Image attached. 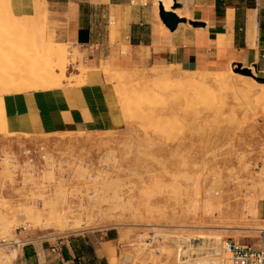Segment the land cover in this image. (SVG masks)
<instances>
[{
    "label": "rangeland",
    "instance_id": "374dc122",
    "mask_svg": "<svg viewBox=\"0 0 264 264\" xmlns=\"http://www.w3.org/2000/svg\"><path fill=\"white\" fill-rule=\"evenodd\" d=\"M26 1L10 0V10L7 11L5 4L2 8L8 14L0 13V68L8 71L11 63L18 64L20 68L25 65L32 67L34 63L40 66L45 56L41 51L45 52L47 48L42 43L43 38L46 43L50 41L57 45L48 33L42 1L33 0L36 9L32 13V9H29L31 5ZM11 13L17 19H26L19 20V33L11 34L12 28L5 24V21L9 23L12 20ZM32 15L35 16L34 22L30 21ZM60 46V49L63 47L67 52V75L69 68L83 60L84 55L70 46ZM12 47L17 51L10 49ZM31 58L33 60L29 61ZM35 68L33 70L36 75L32 74V78H39L41 67L40 71L38 67ZM170 68L122 71L112 69L107 64L102 66L116 94L124 120L129 117V122L125 121L121 131L38 137L0 136V242L16 241L21 232L23 235L40 233L55 236L75 235L85 231L113 233L119 242L118 256L123 264H232L230 255L222 250L226 240L255 247L261 245L257 230L264 228V105L256 102L255 98L261 96L258 99H264V93L260 86L253 88L254 83L263 85L255 78L264 79V74L258 73L253 67L238 66L230 74L186 73L180 70L179 74L170 79H159L153 75L154 70L166 71ZM79 70L83 74L87 69L81 66ZM136 70H144L146 73L140 75ZM55 73L58 77L61 74L59 70ZM3 76L5 74L2 73L0 95L24 90L22 85L30 74L20 80L14 77L16 83ZM203 76L208 79V83L203 86L193 87L191 82L190 85L187 82L186 85L182 84L181 79L184 77L193 79ZM215 77H223L225 84H213ZM29 79L31 82V76ZM66 79L57 84L49 82L48 86L61 88ZM152 80L158 83L154 84ZM159 80H162L160 88L155 87L160 85ZM178 84L181 86L178 87ZM169 86L173 89L170 90ZM196 86L202 87V90H197ZM199 91L200 95L197 93ZM121 92L128 100L134 99L131 96L136 98L134 103L129 102L130 109L127 111L120 106L118 93ZM151 92L157 94H147L144 102L146 93ZM172 92L179 94L175 97ZM143 93V97L139 96ZM163 95L166 97L163 98ZM170 95L174 98L170 99ZM141 98L138 104L136 101ZM152 99L158 102L165 100L162 104L158 103L162 107L158 104L156 107ZM140 103L142 107H139ZM136 106L140 114L133 116V109L134 113L138 112ZM151 109H154L153 112ZM152 114L155 115L154 120L150 119ZM145 118L147 121L152 120L153 125L150 122V127L156 124V128L144 130L145 125L149 124ZM157 118L161 119H158L162 123L161 127L156 123ZM170 131L176 133L173 136V139L177 136L175 142H172L173 134ZM40 145L47 147L51 158L41 172L33 174L23 169L22 152L26 148ZM178 147L181 151L177 150ZM140 153L143 156L147 153V156L143 158ZM148 154L153 156V159L149 156L152 160ZM155 159L161 161L156 162ZM33 216H39V224L30 218ZM60 221L67 222L64 230L58 225ZM201 234L216 236L211 240H199L197 237ZM4 255H7L6 252L0 251V257ZM9 255L15 259L16 252Z\"/></svg>",
    "mask_w": 264,
    "mask_h": 264
},
{
    "label": "crops",
    "instance_id": "0c3cea01",
    "mask_svg": "<svg viewBox=\"0 0 264 264\" xmlns=\"http://www.w3.org/2000/svg\"><path fill=\"white\" fill-rule=\"evenodd\" d=\"M32 1H26L31 13ZM41 1L55 43L84 59L69 68L61 88L0 95V136L121 131L125 120L102 70L106 64L190 73L243 66L264 74V0H172V7L171 0L165 6L160 0ZM161 5L182 20L175 30L163 23ZM18 237L29 243L9 252H16L15 264H123L113 233Z\"/></svg>",
    "mask_w": 264,
    "mask_h": 264
},
{
    "label": "bare ground",
    "instance_id": "6f19581e",
    "mask_svg": "<svg viewBox=\"0 0 264 264\" xmlns=\"http://www.w3.org/2000/svg\"><path fill=\"white\" fill-rule=\"evenodd\" d=\"M2 1V2H1ZM0 1V13H1V15H2V13L3 14H8V12H4V9H2L4 6H3V4H5V7L7 8V11H9L10 10V0L8 1L7 0V4L5 3V0H1ZM47 1V0H46ZM45 1V2H46ZM166 1L167 0H160V2H162L163 3V5L165 6L166 5ZM46 4V3H45ZM170 6L172 7V0L170 1ZM34 8H36V4H35V6H34ZM43 9V8H42ZM43 11V10H42ZM179 13V12H178ZM35 15V14H34ZM34 15H32V17L30 18V19H32V20H30V21H33V18L35 17ZM47 15V14H46ZM10 16H12L11 17V21H8L9 23H7L6 21H5V24H7V25H9L10 26V28H12V30H10V32H11V34H12V32H14V33H19L21 30H20V21L19 20H21V21H23V20H26V19H17V18H15V16L11 13L10 14ZM29 21V22H30ZM18 22V25L16 24ZM34 22V21H33ZM3 23V22H2ZM1 26V25H0ZM5 27V26H4ZM2 28V26L0 27V29ZM2 30V29H1ZM33 31V30H32ZM2 32H4V31H2ZM13 33V34H14ZM25 33H27V31L25 32ZM1 34V33H0ZM22 34H23V32H22ZM31 34V33H30ZM10 35V34H9ZM27 35H28V33H27ZM7 36V35H6ZM12 36V35H11ZM14 36H16L15 34H14ZM13 36V37H14ZM25 36V35H24ZM3 37V36H2ZM26 37V36H25ZM20 38V37H19ZM12 39V38H11ZM11 41V40H10ZM22 41V40H21ZM3 42V41H2ZM17 42V41H16ZM20 42V41H19ZM42 43H44L45 45H46V49H45V52L44 51H41V52H43V53H45V56L43 55V59H41V57H37L38 59H41V62H40V66H36L37 64L36 63H34L33 65H32V67H38V70H39V67H41V73H40V77L38 78H32V77H34V75L32 76V74H35V71L33 70L34 68H32V67H29V66H26L25 65V67L24 68H20L19 66H18V64H16L15 65V63L13 64V63H11L12 65H10L11 66V68L9 67V71H8V69H5V68H0V77L2 76V73L3 74H5V76H3V78L5 77V78H9L10 80H14V77H19L18 79L20 80L21 79V77H24L25 75H27V74H30V76H31V79H32V81L30 82L29 80V78H30V76H26V82H25V84H24V86L22 85V87L24 88V90H20V92H18V93H22V92H31V91H45V90H52L53 88L52 87H49L48 86V83L49 82H51V83H53V84H57L58 82H61L62 83V80H65L66 79V71H65V64H66V60H67V52L65 51V49H63V47L60 49V45H56L55 46V44L53 43V42H50V41H48V43H46V41H45V38H43V42ZM6 44V43H5ZM23 46V45H22ZM33 46V45H32ZM57 46L59 47V48H57ZM34 47V46H33ZM41 48V47H40ZM45 48V47H44ZM1 49V48H0ZM5 49V48H4ZM10 49H12L13 51L14 50H16L15 48L13 49V47L12 48H10ZM12 50H10V52L12 51ZM39 50V49H38ZM41 50H43V48H41ZM17 51V50H16ZM7 52H8V50H7ZM36 53H39L38 51L36 52ZM5 54V53H4ZM12 54V53H11ZM3 55V54H2ZM35 55V54H34ZM33 55V56H34ZM7 56V55H6ZM38 56V55H37ZM41 56V55H40ZM19 57V56H18ZM23 57V56H22ZM45 57V58H44ZM9 59H11V57L9 58ZM8 59V60H9ZM31 60H33V58H31V59H29V61H31ZM43 60V61H42ZM35 61V60H34ZM9 62V61H8ZM33 62V61H32ZM36 62V61H35ZM25 63V62H24ZM56 64V65H53V64ZM7 64V63H6ZM2 67H3V64H2ZM5 67H6V65H5ZM11 69V70H10ZM36 69V68H35ZM37 70V69H36ZM39 70V71H40ZM57 70H59L60 72H61V74H60V76L58 77L57 76V74L55 73ZM152 70V69H151ZM150 70V71H151ZM87 71V70H86ZM136 71H139V73H141L140 75H142V73L144 72V70H136ZM182 71V70H181ZM6 72H8V73H6ZM148 72V71H147ZM152 72V71H151ZM154 77H158L159 79L160 78H165V79H170V78H172L173 76H175L177 73L179 74V72H180V70L179 69H176V68H174V67H171L170 69H168V70H166V71H155L154 70ZM118 73V72H117ZM124 73V72H123ZM144 73H146V72H144ZM186 73H189V72H186ZM185 73V74H186ZM215 73H216V71H215ZM84 74V73H83ZM119 74V73H118ZM135 74V73H134ZM219 74H221V73H219ZM230 74V73H229ZM36 75V74H35ZM123 75V74H122ZM125 75V74H124ZM84 76V75H83ZM138 76V75H137ZM117 77H118V75H117ZM120 77H121V75H120ZM119 77V78H120ZM128 78V77H127ZM131 78H133V77H131ZM143 78V77H142ZM158 78H157V80H158ZM247 78V77H246ZM126 79V78H125ZM176 79V78H175ZM122 80V79H121ZM132 80H134V79H132ZM143 80V79H142ZM174 80V79H173ZM173 80H171V81H173ZM182 80V84H185L186 82L190 85V82H191V84L193 83V87H194V85H200V86H203V85H205L206 83H208V79L207 78H205L204 76L203 77H199V78H193V79H190L189 77H184L183 79H181ZM68 81V80H67ZM66 81V82H67ZM123 81V80H122ZM130 81H131V79H130ZM138 81V80H137ZM141 80L139 79V82H140ZM153 81V80H152ZM160 81H162V80H159V82ZM177 81V80H176ZM72 82V81H71ZM117 82H119V81H117ZM149 82H151V81H149ZM154 82V81H153ZM167 82H168V80H167ZM181 82V81H180ZM13 83H16L15 81H13ZM127 83V82H126ZM156 83H158V81H156ZM155 82H154V84H156ZM172 83V82H171ZM174 83V82H173ZM212 83L213 84H216V85H218V86H222V85H224L225 84V79H223V77L221 78V77H215L213 80H212ZM140 84V83H139ZM138 84V85H139ZM149 84V83H148ZM165 84V83H164ZM168 84V83H167ZM174 84H176V83H174ZM180 84V83H179ZM179 84H178V87H180L179 86ZM257 84V83H256ZM255 83H254V88H253V86H252V88H253V90L255 89V86H260V88H261V90H262V92L264 93V84L263 85H256ZM134 85H135V83H134ZM153 85V84H152ZM163 85V84H162ZM170 85V84H169ZM186 85V84H185ZM184 85V86H185ZM143 86V85H142ZM160 86H161V82H160V85L158 84V85H155V87H159L160 88ZM164 86V85H163ZM167 86V85H166ZM21 87V86H20ZM138 87V86H137ZM136 87V88H137ZM170 87V86H169ZM169 87H167V89L169 88ZM191 87H192V85H191ZM197 87V86H196ZM202 88V87H201ZM201 88H199V87H197V90L199 89V90H202ZM251 88V89H252ZM150 89V88H149ZM164 89V88H163ZM166 89V90H167ZM170 90L171 89H173V88H169ZM178 89V88H177ZM144 90H145V87H144ZM144 90H142V92H145ZM165 90V89H164ZM165 90V91H166ZM180 90H178V92H179ZM193 91V90H192ZM15 92V91H14ZM141 92V93H142ZM161 92H162V89H161ZM164 92V91H163ZM166 92H168V91H166ZM261 92V93H262ZM153 93H155V92H153ZM152 92L151 93H146V96H145V98H144V102H145V100H147V94H153ZM169 93V92H168ZM173 93V92H172ZM175 93V92H174ZM172 94V95H175V94ZM193 93H195L194 91H193ZM199 95H200V91L199 92H197ZM196 93V95H198ZM250 93V92H249ZM260 93V94H261ZM11 94H14V93H11ZM119 95H118V97H119V102H120V106H121V108L124 110V111H127L128 109H130V101H132L131 102V104L132 103H134V99H136L134 96H131V98H134V99H132V100H128V99H126V95L124 96L123 95V93L121 92V93H118ZM137 94V93H136ZM138 94H140V93H138ZM145 93H143L142 95H139V96H141V97H143V95H144ZM155 94H157V93H155ZM177 94H179V93H177ZM176 94V95H177ZM181 94V93H180ZM135 95V94H134ZM160 95V94H159ZM162 95V94H161ZM172 95H170V99L172 98L171 96ZM176 95H175V97H176ZM138 96V95H137ZM136 96V97H137ZM153 96V95H152ZM149 97H151V96H148V98ZM163 98H165L166 96H162ZM200 97V96H199ZM259 97H261V96H257V98H255L256 99V102H258V103H261L262 105H264V99L263 98H260V99H258ZM130 98V97H129ZM140 98V97H139ZM174 98V97H173ZM172 98V99H173ZM196 98V97H195ZM198 98V97H197ZM155 99H159V97H155ZM193 99H194V97H193ZM139 100H142V98L141 99H138L136 102L138 103V101ZM151 100V99H150ZM160 100H161V97H160ZM165 100V99H164ZM164 100H163V102L162 103H164ZM177 100V99H176ZM196 100V99H195ZM258 100V101H257ZM152 101L156 104V107H157V104L159 103H161V102H158V100H154V99H152ZM157 103H156V102ZM191 101V100H190ZM189 100H188V102H190ZM143 102V101H142ZM143 102V103H144ZM147 103H145L146 105L147 104H149L148 103V101H146ZM179 102H180V100H179ZM188 102L186 101V104H188ZM137 103H136V105H137ZM161 103V104H162ZM139 104V103H138ZM158 104V105H159ZM166 104H168V103H166V101H165V105ZM142 104L140 103V106L139 107H142L141 106ZM259 105V104H258ZM148 106V105H147ZM155 106V105H154ZM159 106H161V105H159ZM163 106V105H162ZM161 106V107H162ZM167 106V105H166ZM180 106V105H179ZM132 107V106H131ZM145 107V106H144ZM152 107V105L150 106V108ZM156 107H153V108H156ZM165 107V106H164ZM260 107H262V106H260ZM136 109H138L137 108V106L135 107ZM149 108V107H148ZM147 108V109H148ZM181 108V107H180ZM263 108V107H262ZM160 109V108H159ZM166 109V108H165ZM132 110V109H131ZM153 110L154 109H151V111L153 112ZM264 110V109H263ZM133 111H134V109H133ZM133 111H131L132 112V115L133 116H137L138 115V113L140 114V110L138 109V112H136V113H134ZM146 112H148L147 110H145ZM144 112V109H143V111H142V108H141V113H143ZM166 112V111H165ZM151 112H149L148 114H150ZM160 113V112H159ZM164 113V112H163ZM137 114V115H136ZM144 114V113H143ZM153 114H155V113H153ZM151 115V116H153V117H151L150 119H152V120H154L153 118H154V116L156 115ZM127 115H128V113H127ZM145 116H147V113L145 114ZM260 116V115H259ZM128 117V116H127ZM156 117H158V116H156ZM155 117V118H156ZM167 117V116H166ZM177 116L175 115V118H176ZM135 118V117H134ZM161 118V117H160ZM160 118H157L156 119V123L158 122V119H160ZM164 118H165V115H164ZM172 118H174V116L172 117ZM259 118V117H258ZM149 118H148V120H150ZM167 119H168V117H167ZM145 120H146V118H145ZM152 120H150V121H147L146 120V123L147 122H149V124L148 125H145L146 126V128H144V130H146L147 131V129H149V128H156L155 127V125L156 124H154V126L153 127H150L149 125H151L153 122H152ZM168 120H171L170 118L168 119ZM177 120V119H176ZM251 120H252V118H251ZM125 121L126 122H129V117L126 119L125 118ZM160 121H161V119H160ZM253 121V120H252ZM150 122H151V124H150ZM155 122V121H154ZM169 122H171V121H169ZM168 123V122H167ZM179 123V122H178ZM142 124V123H141ZM158 124V126H160L161 127V124L162 123H157ZM144 124H142V126H143ZM153 125V124H152ZM170 125V124H169ZM173 125V124H172ZM171 125V126H172ZM244 125V124H243ZM158 126H157V129H160V128H158ZM163 126V125H162ZM142 128V127H141ZM172 128L174 129V127L172 126L171 127V130H172ZM176 128V127H175ZM157 129H154L155 131H157V132H159V133H162V132H160V130H157ZM161 129H164V127L163 128H161ZM200 131L202 130V129H199ZM198 130V131H199ZM149 131V130H148ZM162 131V130H161ZM173 131V130H172ZM176 131H177V129H176ZM199 131V132H200ZM164 133H166L165 131H163ZM178 132H180V130L178 131ZM192 132V131H191ZM197 132V131H196ZM202 132H203V130H202ZM205 132V131H204ZM154 133H156V132H154ZM170 133L171 134H173L172 135V139H173V136H174V133H172L171 131H170ZM169 133V134H170ZM170 134V135H171ZM179 134V133H178ZM177 134V135H178ZM148 135V134H147ZM146 135V136H147ZM163 135V134H162ZM170 135H168V137H171ZM175 135H176V133H175ZM205 135V134H204ZM149 136V135H148ZM165 136V135H164ZM192 136V135H191ZM206 136V135H205ZM205 136H204V138H205ZM177 137V136H176ZM176 137H174L175 139H173L172 140V142L175 140H177L176 139ZM193 137H194V135H193ZM192 137V138H193ZM150 138V137H149ZM182 140V139H181ZM191 140V139H190ZM149 141H150V139H149ZM153 141V140H152ZM174 141V142H175ZM167 142V141H166ZM165 142V143H166ZM170 142V141H169ZM184 142V141H183ZM160 144H161V142H160ZM210 144V143H209ZM213 144V143H212ZM211 144V145H212ZM162 145V144H161ZM182 145V144H181ZM181 145L179 146V147H181ZM151 146V145H150ZM183 146H184V143H183ZM215 146H217V144L215 145ZM177 147V146H176ZM178 147V151L180 150L181 151V149ZM192 147H193V145H192ZM191 147V148H192ZM201 147V146H200ZM206 147V146H205ZM139 149H140V147H138ZM169 148V147H168ZM194 148V147H193ZM202 148V147H201ZM204 148V147H203ZM216 148V147H215ZM175 150V149H174ZM202 150V149H201ZM172 151V150H171ZM189 151H191L190 149H189ZM206 151V150H205ZM139 151L137 150V153H138ZM145 152H148L147 150L145 151ZM152 152V151H151ZM153 153H155V152H153ZM153 153H151V154H153ZM157 153V152H156ZM175 153V152H174ZM186 153H187V150H186ZM140 154H142V153H140ZM147 153H145V155H146ZM176 154H181V153H176ZM184 154V153H183ZM204 154V153H203ZM143 156V154H142V157L144 158V157H146V156ZM153 155H155V154H153ZM172 155V154H171ZM149 156H152V155H149L148 154V157ZM198 156V155H197ZM215 156V155H214ZM213 156V157H214ZM210 157H212V156H210ZM140 157H138V159H139ZM150 158V157H149ZM152 159H153V156L151 157ZM150 158V159H151ZM101 159V158H100ZM151 159V160H152ZM156 160V159H155ZM155 160H154V162H155ZM160 160V159H159ZM158 160V161H159ZM157 160H156V162H158ZM161 161V160H160ZM172 161V160H171ZM153 162V163H154ZM155 162V163H156ZM164 162V161H163ZM162 162V163H163ZM167 162V161H166ZM136 165H138V164H136ZM160 165H162V164H160ZM165 165H166V163H165ZM140 166V165H139ZM148 166V165H147ZM173 166V165H172ZM146 167V166H145ZM151 167V166H150ZM162 168H164L165 169V167H163L162 166ZM168 168V167H167ZM170 168V167H169ZM172 168V167H171ZM152 169V168H151ZM129 170V169H128ZM131 170V169H130ZM145 170V169H144ZM149 169H147V171H148ZM163 171H165V170H163ZM170 171V170H169ZM122 172V171H121ZM149 172V171H148ZM167 172V171H166ZM127 173V172H126ZM141 173V172H140ZM147 173V172H146ZM133 174H136V173H133ZM154 174V173H153ZM156 174V173H155ZM154 174V175H155ZM168 175H170L169 173H168ZM134 176V175H133ZM151 176H152V174H151ZM150 176V177H151ZM160 176V175H159ZM159 178V177H158ZM154 179V178H153ZM152 178H151V180H153ZM160 179V178H159ZM144 180V179H143ZM161 180V179H160ZM155 181V180H154ZM143 183H144V181H143ZM145 184V183H144ZM149 185V184H148ZM171 185V184H170ZM172 187H174L173 185H172ZM196 187V186H195ZM201 191V190H200ZM110 192V191H109ZM105 193H106V191H105ZM128 193V192H127ZM115 194V193H114ZM123 194V193H122ZM100 195V194H99ZM98 195V196H99ZM111 197V196H110ZM112 197H114L113 196V194H112ZM118 197V194H117V196H116V198ZM122 198V197H121ZM106 199V198H105ZM123 199V198H122ZM103 200V199H102ZM108 200V198L106 199V201ZM113 200V199H112ZM120 200V199H119ZM105 201V200H104ZM109 201V200H108ZM107 201V202H108ZM114 201H115V199H114ZM116 201H118V200H116ZM125 201V200H124ZM132 201V200H131ZM134 201V200H133ZM111 202V201H110ZM127 202V201H126ZM95 203V202H94ZM117 203V202H116ZM31 204V203H30ZM92 204V203H91ZM97 204V203H96ZM99 204V203H98ZM37 205V204H36ZM89 205V204H88ZM107 205V204H106ZM38 206V205H37ZM93 206V205H92ZM71 207V206H70ZM83 207V206H82ZM102 207V206H101ZM45 208H46V206H45ZM32 211V210H31ZM63 211V210H62ZM111 211V210H110ZM66 212V211H65ZM164 212V211H163ZM10 213V212H9ZM161 213V212H160ZM65 214V213H64ZM141 214V213H140ZM159 214V213H158ZM191 214V213H190ZM157 215V214H156ZM182 215V214H181ZM198 215V214H197ZM59 216V215H58ZM159 216V215H158ZM182 216H185V215H182ZM84 217V216H83ZM149 217V216H148ZM152 217V216H151ZM162 217V216H161ZM181 217V216H180ZM188 217V216H187ZM190 217V216H189ZM194 217V216H193ZM31 219H33V220H35L36 221V223H40V218H39V216L38 217H30ZM82 218V217H81ZM174 217H172L170 220H172ZM231 218H233V217H231ZM236 218V217H235ZM186 219V218H185ZM230 219V218H229ZM44 220V219H43ZM56 221V220H55ZM83 221V220H82ZM160 221V220H159ZM203 223V222H202ZM104 224V223H103ZM206 224V223H205ZM58 225H59V227H61L63 230L67 227V222L66 221H60L59 223H58ZM82 225V224H81ZM85 225V224H84ZM183 225V224H182ZM236 225V224H235ZM52 226V225H51ZM227 226H229V225H227ZM238 227V226H237ZM241 227V226H240ZM247 227V226H246ZM185 228V227H184ZM245 228V227H244ZM230 229V228H229ZM252 230H254V229H252ZM66 231V230H65ZM212 232V231H211ZM189 234V233H188ZM204 234V233H203ZM216 234V233H215ZM214 234V236H208V235H198V239L199 240H211V238H213V237H215L216 235ZM178 252H180V250H178Z\"/></svg>",
    "mask_w": 264,
    "mask_h": 264
},
{
    "label": "built area",
    "instance_id": "2783aa9c",
    "mask_svg": "<svg viewBox=\"0 0 264 264\" xmlns=\"http://www.w3.org/2000/svg\"><path fill=\"white\" fill-rule=\"evenodd\" d=\"M22 167L33 174H38L49 162L51 156L46 146L26 148L22 152ZM264 182V180H263ZM259 238L262 240L260 246L240 244L234 240H226L222 245V250L230 255L232 264H264V228L257 230ZM29 241H7L0 242V251L7 255L0 257V264H15V259H11L9 252L16 247L25 246Z\"/></svg>",
    "mask_w": 264,
    "mask_h": 264
},
{
    "label": "water",
    "instance_id": "95a60500",
    "mask_svg": "<svg viewBox=\"0 0 264 264\" xmlns=\"http://www.w3.org/2000/svg\"><path fill=\"white\" fill-rule=\"evenodd\" d=\"M160 16L163 23L171 30H175L177 25L182 22V20H179L174 14L165 12L163 5L160 6ZM255 79L257 82L264 84V79Z\"/></svg>",
    "mask_w": 264,
    "mask_h": 264
}]
</instances>
